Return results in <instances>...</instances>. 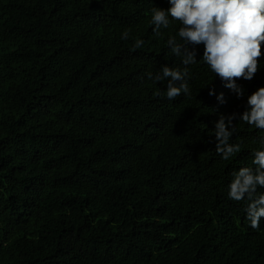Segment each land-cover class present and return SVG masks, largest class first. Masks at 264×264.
Returning <instances> with one entry per match:
<instances>
[{
  "label": "trees",
  "instance_id": "1",
  "mask_svg": "<svg viewBox=\"0 0 264 264\" xmlns=\"http://www.w3.org/2000/svg\"><path fill=\"white\" fill-rule=\"evenodd\" d=\"M170 6L0 0V264H264V218L253 229L247 199L228 198L262 147L240 117L264 87V55L237 98L188 44L190 95L169 100L170 78L155 77L183 69L166 41H184L171 18L154 33L151 16ZM221 114L241 146L226 161Z\"/></svg>",
  "mask_w": 264,
  "mask_h": 264
},
{
  "label": "clouds",
  "instance_id": "2",
  "mask_svg": "<svg viewBox=\"0 0 264 264\" xmlns=\"http://www.w3.org/2000/svg\"><path fill=\"white\" fill-rule=\"evenodd\" d=\"M167 10L154 7L151 24L153 31L160 34L161 27L168 28L171 20L180 24L178 35L184 41L181 45L175 37L166 41L171 52L181 57L183 69L162 67V75H156V81L167 79L166 96L174 100L181 94L190 95L188 85V65L195 64L196 52L190 51L188 44L204 45L202 61L222 80H227V87L235 91L237 98L244 95V90L236 80L251 81L259 71V58L264 55V0H168ZM122 38H127L124 33ZM143 44L138 40L135 47ZM183 49V51H182ZM214 90L209 95H214ZM220 103H225L223 93H220ZM235 115L219 116L215 124V150L222 154L223 160H228L241 150L240 144L229 143L236 132L232 124ZM227 120V124L225 123ZM245 124L264 132V87L258 88L247 97L246 110L240 117ZM231 127V130L229 128ZM262 147L254 150L251 163L255 167H241L232 173L234 179L229 184L228 198L248 203L245 208L246 219L253 229H259L261 218H264V193L258 188H264V139ZM247 194V195H246Z\"/></svg>",
  "mask_w": 264,
  "mask_h": 264
}]
</instances>
